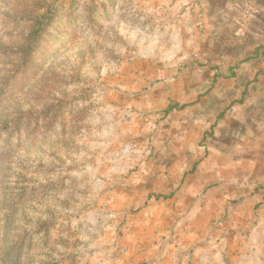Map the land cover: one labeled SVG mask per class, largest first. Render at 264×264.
Listing matches in <instances>:
<instances>
[{
    "label": "rangeland",
    "instance_id": "374dc122",
    "mask_svg": "<svg viewBox=\"0 0 264 264\" xmlns=\"http://www.w3.org/2000/svg\"><path fill=\"white\" fill-rule=\"evenodd\" d=\"M263 10L264 0H0V264H264V169L218 209L232 242L222 259H124L136 215L169 198L143 201L138 185L152 177L154 145L171 141V112L215 80L253 81L240 66L264 59V42L245 23Z\"/></svg>",
    "mask_w": 264,
    "mask_h": 264
},
{
    "label": "crops",
    "instance_id": "0c3cea01",
    "mask_svg": "<svg viewBox=\"0 0 264 264\" xmlns=\"http://www.w3.org/2000/svg\"><path fill=\"white\" fill-rule=\"evenodd\" d=\"M261 14L245 23L244 33L255 39V46L257 40L264 42ZM260 59L240 66L252 82L215 80L188 111L171 112V141L166 146L154 143L152 177H142L138 185L143 201L163 189L169 198L161 205L151 201L136 215L141 219L132 223L124 259H222L232 247L231 238H223L226 228L219 223L223 214L218 209L231 195L245 197L246 188L260 184L262 180L252 174L264 169V59ZM173 168L181 169V175L166 176L164 170ZM187 168L191 173L185 175Z\"/></svg>",
    "mask_w": 264,
    "mask_h": 264
},
{
    "label": "trees",
    "instance_id": "16d2710c",
    "mask_svg": "<svg viewBox=\"0 0 264 264\" xmlns=\"http://www.w3.org/2000/svg\"><path fill=\"white\" fill-rule=\"evenodd\" d=\"M41 24L39 22H36L31 30V35L29 36V39L35 40L34 38L37 36L38 32L41 30ZM171 109V108H169Z\"/></svg>",
    "mask_w": 264,
    "mask_h": 264
}]
</instances>
